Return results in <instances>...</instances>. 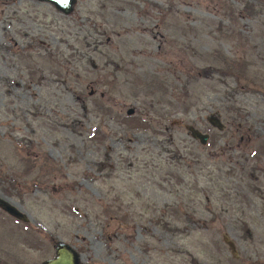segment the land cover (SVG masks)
Segmentation results:
<instances>
[{
  "label": "rangeland",
  "instance_id": "1",
  "mask_svg": "<svg viewBox=\"0 0 264 264\" xmlns=\"http://www.w3.org/2000/svg\"><path fill=\"white\" fill-rule=\"evenodd\" d=\"M0 196L30 264H264V0H0Z\"/></svg>",
  "mask_w": 264,
  "mask_h": 264
},
{
  "label": "water",
  "instance_id": "2",
  "mask_svg": "<svg viewBox=\"0 0 264 264\" xmlns=\"http://www.w3.org/2000/svg\"><path fill=\"white\" fill-rule=\"evenodd\" d=\"M39 2H44L51 4L55 9H57L62 14H69L73 10L75 0H37ZM134 112L133 108L127 110V114L130 115ZM207 122L218 130H223L224 125L220 122L219 117L213 115L207 118ZM190 133V136L194 139H197L201 144H206L208 141L209 135L207 133L200 132L193 126L186 127ZM0 208L3 209L8 214L21 219L26 220L25 214L22 212L20 207L10 203L5 198L0 196ZM222 240L226 244L227 248L233 256H238L236 250L235 242L228 236L226 232L222 234ZM42 264H79L78 254L72 247L68 244L58 241L56 245V252L54 257L47 259L42 262Z\"/></svg>",
  "mask_w": 264,
  "mask_h": 264
},
{
  "label": "flooded vegetation",
  "instance_id": "3",
  "mask_svg": "<svg viewBox=\"0 0 264 264\" xmlns=\"http://www.w3.org/2000/svg\"><path fill=\"white\" fill-rule=\"evenodd\" d=\"M0 213H2L3 215L9 216V217H11L12 219H15V220L25 221V220L18 219L16 217L8 214L7 212H5L1 208H0ZM18 223H20V222H18ZM20 224L22 225V230L28 231V232H32V229H30L27 226V223L24 222V223H20ZM21 241H23L24 244H21L22 243ZM57 242L54 244V254H53V256H51V257H49L47 259H50V258L54 257L55 252H56ZM62 242H64V241H62ZM64 243L68 244L67 242H64ZM23 245L27 246L29 250L30 249L33 250V248L36 247L35 242H33V240L30 239V237L27 238L26 236H23L22 238L15 237L14 240L11 241V243L2 244L0 242V264H30L27 261L28 257H26V251L24 249H21V247H20V246H23ZM68 245L70 247H72V249H74L76 251V253L78 254V257L80 258V255L77 252V250L75 249V247H73L70 244H68ZM28 255H30V253H28ZM47 259H44L43 261H45ZM43 261H41L40 264H42Z\"/></svg>",
  "mask_w": 264,
  "mask_h": 264
}]
</instances>
